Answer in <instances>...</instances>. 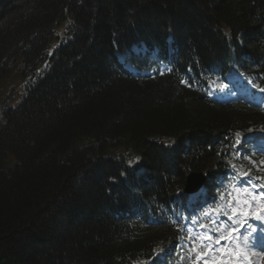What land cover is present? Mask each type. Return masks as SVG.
Here are the masks:
<instances>
[{"label": "trees", "instance_id": "1", "mask_svg": "<svg viewBox=\"0 0 264 264\" xmlns=\"http://www.w3.org/2000/svg\"><path fill=\"white\" fill-rule=\"evenodd\" d=\"M169 33L182 71L240 59V33L264 71V0H0V264L140 263L175 241L154 202L264 122L122 71L114 45Z\"/></svg>", "mask_w": 264, "mask_h": 264}, {"label": "rangeland", "instance_id": "2", "mask_svg": "<svg viewBox=\"0 0 264 264\" xmlns=\"http://www.w3.org/2000/svg\"><path fill=\"white\" fill-rule=\"evenodd\" d=\"M155 57V55H154ZM258 264H264V260H260Z\"/></svg>", "mask_w": 264, "mask_h": 264}, {"label": "snow or ice", "instance_id": "3", "mask_svg": "<svg viewBox=\"0 0 264 264\" xmlns=\"http://www.w3.org/2000/svg\"><path fill=\"white\" fill-rule=\"evenodd\" d=\"M183 83V81H181ZM233 231H236V229H233ZM217 243H219V240H217Z\"/></svg>", "mask_w": 264, "mask_h": 264}, {"label": "bare ground", "instance_id": "4", "mask_svg": "<svg viewBox=\"0 0 264 264\" xmlns=\"http://www.w3.org/2000/svg\"><path fill=\"white\" fill-rule=\"evenodd\" d=\"M157 53V52H156ZM156 53H154L155 57H156Z\"/></svg>", "mask_w": 264, "mask_h": 264}]
</instances>
